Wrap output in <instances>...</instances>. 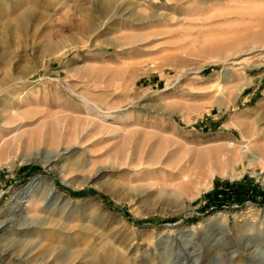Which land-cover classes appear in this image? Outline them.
Returning <instances> with one entry per match:
<instances>
[{
	"label": "rangeland",
	"instance_id": "rangeland-1",
	"mask_svg": "<svg viewBox=\"0 0 264 264\" xmlns=\"http://www.w3.org/2000/svg\"><path fill=\"white\" fill-rule=\"evenodd\" d=\"M240 146L264 0H0V264H264Z\"/></svg>",
	"mask_w": 264,
	"mask_h": 264
},
{
	"label": "bare ground",
	"instance_id": "bare-ground-1",
	"mask_svg": "<svg viewBox=\"0 0 264 264\" xmlns=\"http://www.w3.org/2000/svg\"><path fill=\"white\" fill-rule=\"evenodd\" d=\"M18 3V2H17ZM111 3V2H110ZM20 4V3H19ZM18 5V4H17ZM23 11V10H22ZM18 13H20V12H18ZM18 13H17V15H18ZM28 15H29V13L28 12H22L19 16H18V18H17V26H19V24L20 25H22V23L24 22V20L28 17ZM88 130V128L87 127H85L84 128V131H87ZM85 139H87V138H85ZM239 150H241L242 151V153L243 154H245V152L247 151H249L248 152V154H245L244 155V157H243V159H242V161H240V160H237V161H239V162H241V163H243V161L244 162H246V163H248V164H250V165H260L261 167H263L264 166V146H262L259 150L257 149V150H255L254 148H250V147H248V146H240V148H239ZM237 151V150H236ZM236 156V155H235ZM245 163V164H246ZM259 173H261V172H259ZM258 173V174H259ZM91 261V260H90ZM93 264V263H92Z\"/></svg>",
	"mask_w": 264,
	"mask_h": 264
}]
</instances>
